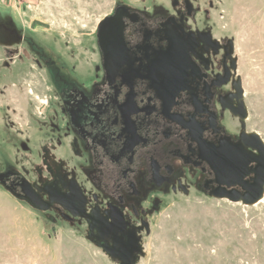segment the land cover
I'll list each match as a JSON object with an SVG mask.
<instances>
[{
    "label": "flooded vegetation",
    "instance_id": "obj_1",
    "mask_svg": "<svg viewBox=\"0 0 264 264\" xmlns=\"http://www.w3.org/2000/svg\"><path fill=\"white\" fill-rule=\"evenodd\" d=\"M95 50L93 71L77 80L45 61L62 94L67 171L30 183L8 170L0 181L34 209L82 222L109 258H137L168 195L242 199L260 155L245 146L253 132L237 110L233 44L196 23L188 0L151 14L116 7L96 27Z\"/></svg>",
    "mask_w": 264,
    "mask_h": 264
},
{
    "label": "rangeland",
    "instance_id": "obj_2",
    "mask_svg": "<svg viewBox=\"0 0 264 264\" xmlns=\"http://www.w3.org/2000/svg\"><path fill=\"white\" fill-rule=\"evenodd\" d=\"M183 0H0V175L30 183L67 171L62 94L45 61L70 80L89 75L95 31L116 7L151 14ZM196 23L229 39L248 118L264 142V0H188ZM135 264H264V196L253 205L168 195L149 214ZM0 264H119L82 222L42 212L0 181Z\"/></svg>",
    "mask_w": 264,
    "mask_h": 264
},
{
    "label": "water",
    "instance_id": "obj_3",
    "mask_svg": "<svg viewBox=\"0 0 264 264\" xmlns=\"http://www.w3.org/2000/svg\"><path fill=\"white\" fill-rule=\"evenodd\" d=\"M234 67V71H235ZM236 91L238 93V97L241 99L238 103V109L239 110V117L241 119L247 118V109L245 107L244 101H243V90L241 87V81L238 80ZM236 114V113H234ZM248 138H251L250 143H246L245 146L248 148L255 150L260 155V164L259 167L256 170V178H255V184L253 187L249 188V195L244 196L241 198H235L229 196V201L232 202H242L245 205H253L260 201L264 196V142L261 139V137L257 133H251L246 135ZM242 150L240 148H230L229 149V156L232 157L233 160L241 158H246L245 155L242 154ZM232 172H236L235 169H230L229 174ZM223 198V197H218ZM61 205H64V202L59 201ZM65 206V205H64ZM142 254V251H140ZM113 259H117L119 261V264H135L136 257H133L131 255H121V256H114L109 255Z\"/></svg>",
    "mask_w": 264,
    "mask_h": 264
}]
</instances>
